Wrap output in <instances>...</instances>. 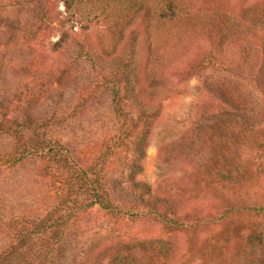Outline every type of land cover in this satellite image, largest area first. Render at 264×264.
<instances>
[{
	"label": "rangeland",
	"instance_id": "374dc122",
	"mask_svg": "<svg viewBox=\"0 0 264 264\" xmlns=\"http://www.w3.org/2000/svg\"><path fill=\"white\" fill-rule=\"evenodd\" d=\"M202 7L213 32L179 42L156 15L148 41L128 30L104 50L105 25L62 0H0V225L57 223L7 264H264V0ZM133 54L144 85L175 63L151 117L128 99ZM83 174L110 209L76 210Z\"/></svg>",
	"mask_w": 264,
	"mask_h": 264
},
{
	"label": "trees",
	"instance_id": "16d2710c",
	"mask_svg": "<svg viewBox=\"0 0 264 264\" xmlns=\"http://www.w3.org/2000/svg\"><path fill=\"white\" fill-rule=\"evenodd\" d=\"M65 8L71 11V14L76 16L80 21L85 20H98L101 21L107 31L109 32L107 38H102L99 41L101 47L115 48L128 30L138 31L140 30L142 35H145L147 41L150 39L152 32H155V26L153 20L156 15L158 16L159 24L163 27V30H167L166 35H170V39H176L179 42H187L188 39L196 32H201L208 29L211 32L214 31L213 24L206 23V20L200 21L202 16L199 14L202 12L203 0H62ZM210 32V33H211ZM223 34V29L218 31V34ZM213 34V33H212ZM134 59V54L131 56V60ZM214 64L216 60L211 58ZM131 63L133 81L130 82L128 89L129 98L132 103L139 107L140 113L146 117H151L157 113L160 103L163 99H166L172 88L171 77L175 69V63L171 59L163 60L161 63L156 80L158 82L151 81L150 84L144 85L142 80L143 69L138 63ZM140 61V59H139ZM148 69H153L149 68ZM155 78V76H153ZM152 78V79H153ZM117 91L115 92L116 97ZM221 100V99H220ZM120 101L118 98L116 102ZM223 102V100H221ZM116 114L120 116V111L116 109ZM51 148V147H50ZM49 148V150H50ZM32 150H23L22 153L15 158L21 159L31 154ZM138 154H141V150H138ZM134 167L141 170V165L134 160ZM137 169V170H138ZM120 177V178H119ZM114 179L115 182L122 183L125 177L119 176ZM127 180L130 182L134 193L146 194L150 196V187L146 183L136 181L132 179ZM78 182L82 180L84 184L90 185L92 193L88 194L89 199L85 202L84 206L76 207V210H80L92 205H98L101 209L111 208V199L105 193V190H100L95 184L94 179L89 178L83 174L82 178H76ZM55 182L54 189L56 195H62V183L58 180ZM80 186V184H79ZM97 188H96V187ZM81 188V186H80ZM86 192V189H85ZM83 196L87 195L84 194ZM156 210V209H155ZM78 212V211H77ZM76 212V213H77ZM154 212V211H153ZM75 213V212H74ZM68 216V214H67ZM160 217V216H158ZM162 217V216H161ZM22 218L19 217L20 221ZM23 220V219H22ZM29 223V222H28ZM31 227L27 225H0V231L11 239L10 245L0 253V264H7L10 260H14V255L17 253L16 260H20L18 249L21 246L29 247L36 251L41 252L42 247L36 246V238L45 236V233H50L51 230L57 227L55 221L47 222L43 217H35L30 220ZM36 248V249H35ZM49 250H52L50 247ZM29 263V261H27ZM41 260L38 264H41ZM25 263V262H24Z\"/></svg>",
	"mask_w": 264,
	"mask_h": 264
}]
</instances>
